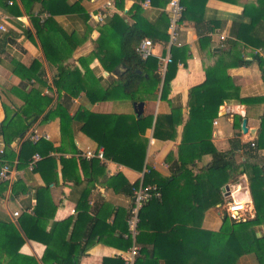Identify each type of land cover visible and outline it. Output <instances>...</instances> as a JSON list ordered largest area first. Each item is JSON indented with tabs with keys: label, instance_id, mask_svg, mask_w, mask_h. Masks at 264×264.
<instances>
[{
	"label": "trees",
	"instance_id": "obj_1",
	"mask_svg": "<svg viewBox=\"0 0 264 264\" xmlns=\"http://www.w3.org/2000/svg\"><path fill=\"white\" fill-rule=\"evenodd\" d=\"M10 1L0 0V6L3 9L9 8L14 14L20 15L17 5L14 4V6L9 7L8 3ZM170 1L168 0V2ZM208 1L181 0L185 8L181 22H194L201 51L205 52L204 63L206 66V81L190 91L188 104L190 115L185 125L182 143L191 146L199 144L204 146L205 143L211 144L213 123L225 102L236 99L243 105L258 102L264 103V98H241L239 87L234 84L228 72L232 68L251 64V61L245 60L242 53H238V49L243 48V46L244 48L250 46H263L264 48V42L260 40V33L264 30V23L262 22L264 0H256V2L248 3L245 6V17L249 18V22L235 23L232 32L234 33L235 31L234 38L236 41L234 39L227 40L228 49L219 52L213 50L212 39L208 36L215 31L216 26L220 25L219 20L214 28L211 26L206 30H202L204 19L201 15L202 11L207 10L206 3ZM219 1L227 3L238 2V0ZM59 2V0H27L25 7V11L30 13L34 5L40 3L42 11L39 14H42V12L50 14L49 19L44 21L33 18V26L35 39L40 44L47 61L58 68L55 79L68 69L93 104L116 100L120 97L129 99L135 104L136 100L132 98L134 94H154L158 92L163 80L158 70L159 61L155 57L143 59L138 53V47L145 39H151L152 43L161 41L164 45L163 53L166 54L170 41V35L167 31L160 32L154 29L153 33H151L142 30L138 25L128 27L125 30L120 29L118 26L114 28V30L117 29L122 32L119 53L105 54L97 52L96 55L107 72L113 73L119 65H124L127 72L123 76L115 78L108 87L100 86L95 79L94 72L86 65H84V70L65 65L64 57L49 38V32L56 28L50 24L51 17L72 12L75 8L70 6L67 9L56 10V6H60ZM165 19L168 20V25L170 26L169 15L165 16ZM256 31L261 32L255 37ZM66 37L70 40L67 35ZM174 44L170 48L171 63L168 64L166 69L162 99L168 96L171 81L176 74L178 65L182 64L187 67V62L191 58L190 49L187 45L181 46L177 50L178 54H176ZM257 58L261 70H264V60L259 55H257ZM83 61L81 59V62ZM41 66L42 64L38 60H35L31 66V71L35 73L37 78H39L37 72ZM15 71L19 72L22 78H26L20 71ZM24 87L26 88L27 86ZM57 100L54 108L53 98L42 97L40 87H31L22 97V106L11 109L9 106L4 105L6 118L0 125V136H2L8 147L17 141L22 142L20 156L26 161L27 166L34 155L39 154L42 158L36 163L34 170L40 172L42 177L45 178L47 185L37 190V205L33 209V215H25L23 232L26 238L34 239L47 245V250L42 259L44 264H81L82 251H86V248H91L97 242H106V235L100 232L106 226V220L101 219L99 211L107 207V209H110L109 207H111V212L115 213V223L112 228L108 227L113 234L111 235L112 237H114V232L121 228L117 227V221L120 219L121 213L125 212L123 209L115 210L114 207L103 202L97 206L98 210L90 217L88 214L90 208L88 206L94 185L101 184L113 189L116 193L125 194L134 201L135 191L141 184H131L122 174L116 175L102 183L101 179L106 175V167L100 159H86L80 156V166L74 157L61 159L62 178L64 181L74 182L73 196L78 194V197H74L80 212L77 223L85 222L90 227L88 228L90 233L86 237L89 243L82 248L74 242L73 236H71L70 241L66 239L72 224L71 219L61 224L56 223L55 230L51 233L52 235L46 231L56 212V205L51 200L49 187L53 180L56 181L59 178L57 161L55 158L50 157L49 154L55 151L59 153L69 151L66 148L67 139H69L72 146L74 145L72 122L75 119H82V122H84L82 132L93 139L99 149H104L105 159L130 168H138V170L142 171L145 157L140 158L138 147L142 146L144 142L138 143L137 139L140 137L139 135L145 134L148 127H151L152 117L137 118L134 116L131 120L130 116L97 115L81 109L72 117L69 114L67 99L65 98L63 101V96L58 93ZM41 117H43L42 122L44 123L60 118L63 136L61 147L56 148L52 143L44 139L33 142L32 139L26 138L29 130ZM181 121L182 113L177 108H174L169 116H159L155 124L154 136L159 140H171L174 138L176 127ZM241 124L242 118L236 116L234 122L235 130L241 131ZM239 137L240 133L231 140V146L235 149L231 157L229 154L221 153L211 144L209 154L212 156V160L198 174L192 171L195 159L187 158L183 155L181 163L177 166L178 168L169 178H165L154 169L149 168L142 184L144 186L156 185L162 193V197L161 199L149 201L139 211L136 244L151 246L155 244L156 233L161 230L156 227V224L161 223L160 216L161 213H164V220L168 225L163 230L169 234L173 254L170 260L165 261V264H238L241 256L264 250V238H257L254 230L255 227L264 225V163L246 164V167L239 171L240 166L236 165L234 160L236 152L243 147L252 151L255 148L256 150L264 149V115L262 116L261 128L255 147L242 145ZM144 141L147 142V139L144 138ZM5 155L2 154L0 156V171L4 165H9L12 168V165L5 160ZM138 159L140 164L136 165ZM80 171L83 172V179L79 174ZM244 173L248 175L256 209L254 219L236 220L225 215L223 217V226L219 232L203 230L201 228L203 211L205 212L209 206L223 203L222 187L237 180ZM188 180L192 182L193 186L197 181L199 184L201 183L199 188L203 183L209 185V190L212 193L207 197L194 198L192 200L193 206H188L184 202L186 200L189 201V199L183 195L188 189V187L185 188ZM181 181H186V183L181 185ZM8 187L9 182H0V198L6 193ZM27 191L28 189L21 182L12 187L14 195L27 193ZM181 204H185L187 207H182ZM131 208L128 211L127 220L124 221V230L113 242L117 248L126 251L130 250L134 244L129 231V221L132 218ZM187 208L190 210L188 217L192 219L189 226L183 223L184 219L182 218L184 215L181 213L183 209ZM148 211L151 213L149 216L150 220L146 218ZM8 227L9 219L0 213V264H38L36 260L20 253L25 239L23 235L8 234ZM104 264L126 263L121 258H113L105 259ZM135 264H160V261L152 259L147 247L143 246L139 251Z\"/></svg>",
	"mask_w": 264,
	"mask_h": 264
},
{
	"label": "crops",
	"instance_id": "obj_2",
	"mask_svg": "<svg viewBox=\"0 0 264 264\" xmlns=\"http://www.w3.org/2000/svg\"><path fill=\"white\" fill-rule=\"evenodd\" d=\"M11 1L18 6L20 15L14 14L9 8L3 9L0 6V14L10 16L8 31L6 33L0 31V125L6 118L4 105L9 106L11 109L19 108L23 104V95L33 86L34 88H41L42 97L53 98L54 108L58 101V93H60L63 96V101L65 98L67 99L69 114L72 117L80 109L97 115L130 116L131 120L134 116L137 118L152 117L151 127H148L145 134L139 135L140 137L137 139L138 143L144 142L142 146L138 147L140 158L145 157L142 171L138 170V168H130L126 165L104 159L102 162L106 167V175L102 177V183L116 175L122 174L131 184H141L149 168L154 169L163 177L169 178L181 163L182 155L195 159L192 171L198 174L212 160V156L209 154L211 144L221 153L229 154L231 157L235 150L231 146V140L239 133V140L242 145H250L251 142L257 144L262 116L264 115V103L258 102L243 105L236 99L225 102L220 108L218 117L213 123L211 144L205 143L204 146L200 144L191 146L182 143L185 125L190 115V108L188 106L190 91L192 88L202 85L206 81L205 52L201 51L194 22L184 21L178 25L176 43L174 44L176 54H178L177 50L181 46L187 45L190 49L191 58L187 62V67H184L182 64L178 65L176 74L171 81L168 96L164 99H162V90L168 66L164 64L167 53H163V42H153V57L159 61L158 70L163 80L158 92L154 94L136 93L132 96L136 100V103H145L143 114L138 116L135 111L134 102L129 99L120 97L116 100L93 104L68 69L55 79L58 68L49 64L40 44L34 36L33 18L40 19L39 15L45 14L44 12L39 14L42 11L41 4L37 3L31 12L27 13L25 11L27 0ZM59 1L60 6H56V10L67 9L70 6H74L75 8L72 12L57 14L51 17L50 24L56 28L49 32V38L64 57L65 65L80 70H84V65H86V67H89L94 72L95 79L100 86L108 87L115 78L120 77L115 72L120 65L113 73H109L104 69L96 55L97 52L105 54L119 53L122 32L117 29L114 30V28L118 26L120 29L125 30L128 27L138 25L142 30L147 32L153 33L155 29L160 32L167 31L170 35V26L168 25V20L165 19L167 15L170 18V2L168 0ZM108 2L111 3V6L108 5ZM251 2H256V0H238L236 3L209 0L206 3L207 10L202 11L201 15L204 19L202 30H206L211 26L214 28L218 20L220 23L218 27L216 26L215 31L208 35L212 39L213 50H227V42L231 39L236 41L234 38L235 31L234 33L232 32L233 27L235 23L249 22V18L245 17V6ZM46 14L50 15L49 13ZM101 15L103 18L100 20ZM49 17L46 19H49ZM262 22L264 23V12L262 13ZM260 32L256 31L255 37ZM66 35L70 40L67 39ZM222 37H224V40L221 39ZM260 38L264 42V30L260 33ZM238 53H242L245 60L251 61L249 65L232 68L228 71L234 84L239 87L241 98H264V70H261L257 58V55H259L264 60L263 46H250L248 48H244L243 46V48L238 49ZM81 59L84 61L81 62ZM35 60H38L42 64L37 72L39 78L31 71V66ZM15 70L20 71L26 78H22L19 72ZM24 86L27 87L25 88ZM174 108L180 109L182 113V121L177 125L175 133L173 132L174 138L171 140L157 139L154 136V130L158 117L169 116ZM236 116L242 118V123L244 119L247 120L248 133L244 134L242 132V124L241 131L235 130L234 122ZM42 120L43 117L39 118L27 133L26 138L31 139L33 135H38L40 139L52 143L56 148L61 147L63 136L60 118H55L46 123L42 122ZM83 125L82 119H75L72 122L74 145L72 146L69 139H67L66 148L69 150L68 152L59 153L55 151L49 154L50 157L55 158L57 161L59 178L50 183L51 200L56 205V212L46 228L47 233L51 234L55 230L56 223L61 224L71 219L72 224L70 225L66 239L70 241L71 236H73L74 242L82 248L86 247V244L89 243L86 237L90 233V229L88 230L90 227L85 222L77 223L80 212L74 197H78V194L73 196L74 182L63 180L60 161L62 158L70 159L74 157L80 166V156L85 158V154L88 151L98 152L100 150L95 141L82 132ZM251 130H255L253 135L250 133ZM144 138L147 139V142L144 141ZM21 146L22 142L17 141L8 147L2 136H0V156L6 154L5 160L12 165L9 187L0 198V213L9 219L8 234L23 235L25 243L20 253L36 260L38 264H44L42 259L47 250V245L43 242L26 238L23 232V223L25 215H33V209L37 205V190L45 187L47 182L40 172L28 169L26 161L20 156ZM101 149L104 150L103 148ZM254 150L252 151L243 147L236 152L234 160L236 165L240 166L239 171L243 170L246 164L264 163V149L256 150L255 148ZM139 159L136 165L140 164ZM79 174L83 179V172L80 171ZM18 182L25 185L28 189L27 193L19 195L12 193L13 185ZM180 183L184 185L186 181H181ZM191 183L189 180L187 181L185 188L188 187V189L183 195L189 199V201L186 200L184 203L192 207V200L194 198L207 197L212 191L209 190V185L203 182L204 185L202 184L200 188L199 185L201 183L199 184L198 181L194 185L195 187ZM222 189L224 196L223 203L209 206L205 212L203 211L201 228L205 231L216 233L221 230L223 217L227 215L225 214L227 201L225 196L227 195H229L228 201L234 199L236 202L245 203V211L240 213L241 217L239 219L252 220L255 217L256 209L246 173L240 175L237 180L226 186L224 185ZM103 202L108 203L115 210L123 209L125 211L121 213L122 215H120V219L117 221V227L121 228L117 229L114 232V237H112L111 235L113 234L108 227L112 228L114 225L115 213L111 212V207L107 209V206L104 210L99 211L101 219L106 220V226L100 230L101 233L106 235V242H97L91 248H86V251H82L81 264H104L105 259L113 258H121L125 261V257L129 254L130 250L126 251L117 248L113 242L116 241L115 239L124 230V221L127 220L128 211L133 204V199L125 194L116 193L113 189L101 184H96L92 189L88 206L90 208L88 210L90 217L96 213L98 210L97 206ZM181 205L182 207H187L185 204ZM16 212H19L21 215L16 217L14 215ZM189 212L188 208L183 209V212H181L184 215L182 219H184L183 223L186 226H189L192 222V219L188 217ZM150 215L151 213L148 211L146 218H149ZM164 215V213H161V223L156 224V227L161 230L156 233L155 244L153 246L136 244L139 251L143 246L147 247L151 258L159 260L160 264H165V261L170 260L173 255L169 234L163 230L168 225L165 223ZM254 230L257 238H264V225L257 226ZM238 264H264V250H258L241 256Z\"/></svg>",
	"mask_w": 264,
	"mask_h": 264
},
{
	"label": "built area",
	"instance_id": "obj_3",
	"mask_svg": "<svg viewBox=\"0 0 264 264\" xmlns=\"http://www.w3.org/2000/svg\"><path fill=\"white\" fill-rule=\"evenodd\" d=\"M14 3L12 1L9 2V6H13ZM108 5L111 6V3L108 2ZM185 8L181 3V0H171L169 3V13H170V41H169V47L167 51V58L165 59L166 66L171 63V52L170 48L175 43L177 38V30L178 25L181 22V19L183 17ZM50 15L44 14L39 15V18L44 21L46 18H48ZM103 18V16H100V20ZM10 20V16L7 14H0V31L6 33L8 31V22ZM224 40V37L221 38ZM138 53L143 59H148L149 57L154 56V44L151 40L145 39L143 40L139 47H138ZM165 66V68H166ZM33 142H38L40 140V137L38 135H33L31 137ZM251 147H255L256 143L251 142ZM86 159H100L103 161L105 159L104 157V150L100 149L98 152H92L88 151L85 154ZM41 156L39 154H36L33 156L32 161L28 165V169L30 171H33L36 163L41 160ZM11 172L12 168L9 165H4L0 171V182H9L11 180ZM227 195V193H225ZM228 196V197H227ZM225 196V198H229V195ZM162 193L159 191L158 187L156 185H148L144 186L142 183L139 186V188L135 191V197L133 201V207L131 208L132 212V218L129 221V231L130 235L132 236L134 240L133 247L130 249L128 256L125 257V263L126 264H135L136 257L139 255V248L136 246L135 243V236L137 233V225L139 222V211L143 208L144 205H146L151 200L161 199ZM226 198V205H225V214L228 216L238 220L241 216L240 213L245 211V203L236 202L234 199L229 200ZM16 217L20 216L21 214L19 212H16L14 214Z\"/></svg>",
	"mask_w": 264,
	"mask_h": 264
},
{
	"label": "water",
	"instance_id": "obj_4",
	"mask_svg": "<svg viewBox=\"0 0 264 264\" xmlns=\"http://www.w3.org/2000/svg\"><path fill=\"white\" fill-rule=\"evenodd\" d=\"M214 51H220V49H214ZM118 75L122 76L124 73L127 72L126 68L123 66V65H120L116 71H115ZM135 106V111H136V114L138 116H141L144 112V107H145V103L144 102H140V103H135L134 104ZM242 132L244 134L248 133L249 132V129L247 127V120L244 119L243 120V123H242ZM251 135H253L255 133V130H251L250 131Z\"/></svg>",
	"mask_w": 264,
	"mask_h": 264
},
{
	"label": "rangeland",
	"instance_id": "obj_5",
	"mask_svg": "<svg viewBox=\"0 0 264 264\" xmlns=\"http://www.w3.org/2000/svg\"><path fill=\"white\" fill-rule=\"evenodd\" d=\"M227 197H228V196H227ZM227 197H226V198H227Z\"/></svg>",
	"mask_w": 264,
	"mask_h": 264
}]
</instances>
